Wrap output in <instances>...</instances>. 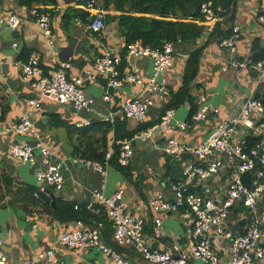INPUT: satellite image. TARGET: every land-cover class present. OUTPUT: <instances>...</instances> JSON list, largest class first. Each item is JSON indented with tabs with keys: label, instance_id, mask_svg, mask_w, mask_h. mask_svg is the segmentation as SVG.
Masks as SVG:
<instances>
[{
	"label": "crops",
	"instance_id": "1",
	"mask_svg": "<svg viewBox=\"0 0 264 264\" xmlns=\"http://www.w3.org/2000/svg\"><path fill=\"white\" fill-rule=\"evenodd\" d=\"M99 5L102 7L101 0ZM263 6L264 0H237L233 14L229 12L216 21L215 32H203L197 41L172 42L174 61L162 75L167 81L169 92L181 85L189 53L201 46L198 73L190 89L192 102L196 106L195 111L203 103L219 108V112L211 113L206 119L198 121H193L190 116L192 104L188 99L173 108L176 121L188 122L186 128H177L174 132L182 143L193 145L203 140L219 122L236 114L247 96L255 97L258 94L260 99H264V75L248 68L222 71L221 66L227 61L229 52L220 44V38L237 25L240 29L237 41L239 56L263 59L264 25L257 20V12ZM75 7L85 9L81 4L72 5L60 0L57 7L49 12L51 33L45 34L31 10L20 5L17 0H2L0 5V239L7 256L5 264H20L22 259L37 257L41 250L47 248L54 250L57 264H113L110 257L100 249L68 247L58 242V235L63 229L71 228L74 220L61 219L53 213L59 201H70L77 207H84L92 212L87 222L98 226L102 240L114 247L117 245L112 239L113 226L106 212L92 211L87 206L92 199V191L99 189L108 194L122 189L130 210L144 217V230L149 233L152 223L147 208L148 199L159 192L171 197L170 183L182 180L184 162L190 159L197 161L188 152L178 159L163 151L164 139L156 125L160 113L166 108L169 95L157 97L148 109L145 120L155 122L154 134L147 140L138 138L130 164L122 166L112 163L107 172L103 173L74 160L80 156L94 159L93 155L103 149L105 126L102 125L105 122L114 124L117 119H124L127 129H133L139 123L123 115L121 102L137 94L142 86L130 82L109 89L105 77L100 76L84 87L85 93L95 99L90 111L75 112L71 104L49 98H42L40 106L35 109L33 120L44 143L52 151L53 158L62 161L64 182L60 189L43 184L44 189L48 188L53 193V198L49 201L34 194L39 191L40 186L35 175L36 168L42 164L39 150L35 149L33 161H23L12 155L11 147L17 140H28L34 144L35 139L5 130L6 126L18 120L20 107L28 105L36 96V92L22 79V70L16 60L37 55L44 75L52 74L60 61H70L68 71L82 74L91 67L95 56L112 51L121 58L122 72L137 66L146 78L152 69V57H132L124 51V36L121 35L116 20L106 22L103 30L94 32L88 27L87 19L72 16L71 12ZM104 11L105 15L107 12L115 13L113 9ZM11 13L22 16V22L16 30L6 26L5 19ZM14 41L17 42V47L13 46ZM105 93L112 95L113 102L103 99ZM85 119H89L91 123L76 126L78 120ZM249 133L251 132L246 127L240 126L237 129L239 138ZM135 138L134 136L133 139ZM105 139L113 141L114 130L108 132ZM122 140L117 141L121 143ZM231 177V167L226 164L212 182L217 198L223 197V188ZM204 183L206 182L200 178H195L189 189L200 191ZM241 220H244L243 225H240ZM247 221V213L239 211L235 216L230 215L225 226L230 229L244 227ZM162 230L164 237L161 241L170 243L177 240L182 246L186 245L191 233L190 227L176 214L162 216ZM217 244L220 254L226 257L228 242L222 240ZM154 246H158V243H154ZM117 248L135 261H143L142 254L131 247ZM192 262L205 264L199 259H192Z\"/></svg>",
	"mask_w": 264,
	"mask_h": 264
},
{
	"label": "built area",
	"instance_id": "2",
	"mask_svg": "<svg viewBox=\"0 0 264 264\" xmlns=\"http://www.w3.org/2000/svg\"><path fill=\"white\" fill-rule=\"evenodd\" d=\"M2 0H0L1 5ZM83 8L89 11L88 27L91 31H101L105 27V11L99 5V0H76ZM204 19L203 32L214 31L215 23L221 19L220 7L214 8L208 2L200 7ZM38 26L45 34H50V15L31 9ZM257 20L264 25V6L257 12ZM2 21V18H0ZM6 26L16 30L22 22V16L11 13L5 19ZM240 29L233 26L230 33L220 38V44L229 52L227 61L221 66L222 71L230 68H248L264 75V58L255 59L251 56L240 57L237 53V41ZM51 42V39H49ZM17 42L13 46L17 47ZM126 52L129 56L152 57V69L145 78L140 68L133 66L122 72L121 58L118 54L107 51L105 54L94 57L92 65L82 74L69 72L70 61H60L58 68L49 75L42 74L39 58L32 55L27 59L16 60L22 70V79L36 92V96L28 105L20 107L18 120L5 127L7 132L24 134L35 139L32 144L28 140H17L11 147L14 157L23 161H33L35 149L39 150L41 166L36 168L35 175L39 183V190L43 184L60 189L64 182L61 171L62 161L53 158L50 148L44 143L40 131L33 120L35 109L41 104L42 98H49L57 102L71 104L75 112L90 111L94 104V97L84 91L86 84L93 83L98 77L104 76L108 86L117 88L124 83L140 84L141 90L125 98L121 102V110L126 118L141 122L145 120L148 109L155 103L157 97L169 95V89L163 73L168 70L174 61V46L166 41L161 47H150L139 40L128 43ZM103 99L113 102L109 93ZM219 112V108L203 103L192 114V120H204L211 113ZM1 113V108H0ZM89 119L78 120L76 126L89 125ZM159 127L164 139L163 151L165 154L178 159L186 152L191 153L197 161L187 160L182 168V180L170 183L171 197L157 193L147 201L152 227L146 233L145 220L140 214L130 210L125 201L123 190L116 189L111 193H104L99 189L92 191V199L87 206L92 211L104 208L111 220L113 231L112 239L117 246H129L143 256V261H135L122 251L106 245L101 237L98 226L89 224L84 219H74L71 228H65L58 235V242L68 247H95L107 254L113 264H192L190 260L199 259L205 264H262L264 261V142L255 146L247 143L248 135L264 133V102L254 96H247L236 114L229 115L219 122L209 134L200 142L187 145L182 143L174 132L177 128H186L187 121L175 120L174 109L166 108L159 116ZM135 135L142 140L150 139L155 127ZM243 126L250 130L247 136H237L238 127ZM134 138V137H133ZM123 139L117 154L114 148L106 150L102 161L76 157L74 160L90 165L96 170L106 173L115 158L118 165L126 166L133 160L135 147L132 139ZM262 151L259 156L258 152ZM229 165L232 177L223 188V197L217 198L212 188V182L224 165ZM249 171L252 173L250 186L240 180V175ZM200 178L204 183L200 191L189 189L190 183ZM35 195L38 192H34ZM243 202L247 208L248 221L244 227H236L234 231L225 226L233 209ZM77 207V205H75ZM176 214L188 227L191 233L185 246L177 240L165 243L162 230V216ZM228 242L226 257L220 254L218 242ZM158 243V246H154ZM0 239V264H5L7 256L2 248ZM58 260L52 248L41 250L37 257L22 259L20 264H57Z\"/></svg>",
	"mask_w": 264,
	"mask_h": 264
},
{
	"label": "trees",
	"instance_id": "3",
	"mask_svg": "<svg viewBox=\"0 0 264 264\" xmlns=\"http://www.w3.org/2000/svg\"><path fill=\"white\" fill-rule=\"evenodd\" d=\"M59 1L17 0L20 5H24L30 10L35 8L39 12L47 13L53 11ZM63 1L72 5L80 4L76 0ZM203 2H208L214 8L220 7L219 14L221 16L229 12L232 15L237 6V0H101V5L104 9L115 11V13H106L105 23L116 20L118 29L121 35L124 36L123 48L126 51L128 43L136 40L154 48L161 47L166 41L173 43L188 40L197 41L202 36L204 28V16L200 11ZM71 14L73 17H81L87 19L88 23L90 22V14L86 9L75 7ZM215 30H217V25L214 32ZM201 52L202 47L198 46L189 53L183 71L182 83L176 90H170L166 108H175L188 99L192 104L190 112L192 117L196 106L193 105L190 89L191 83L198 73ZM255 97L260 99L258 94ZM260 100L264 102L263 98ZM125 124L124 119H117L114 124L105 122L102 125L105 126L103 130V149L93 155L94 159L85 156L80 157L102 161L106 150L110 147L114 148L117 154L120 146L117 140L133 138L135 135L153 127L155 122L143 120L133 129H127ZM111 130H114V140L108 142L105 138ZM259 142H264V133L257 136L254 134L247 136V143L250 147ZM112 163L117 164L115 158L112 159ZM74 205L70 201H59L53 213L61 219H86V221L93 214L84 207H74ZM101 211L105 212L104 208H101ZM239 211L247 213V208L243 202L238 203L233 209L232 215L235 216ZM114 248L118 249L117 246H114Z\"/></svg>",
	"mask_w": 264,
	"mask_h": 264
},
{
	"label": "water",
	"instance_id": "4",
	"mask_svg": "<svg viewBox=\"0 0 264 264\" xmlns=\"http://www.w3.org/2000/svg\"><path fill=\"white\" fill-rule=\"evenodd\" d=\"M108 88L110 89V88H112V87H110V86H108ZM138 141V137H136L135 139H133L132 140V144L133 145H135L136 144V142ZM262 154V151L260 150L259 152H258V155L260 156ZM251 177H252V173L251 172H249V171H245V172H243L241 175H240V180L242 181V183L244 184V185H246V186H250V183H251ZM38 195L41 197V198H43V199H45V200H47V201H49L51 198H53V193L51 192V190L50 189H44V190H39L38 191ZM51 202H53V200H51ZM244 224V220H241L240 221V225H243ZM232 231H234V229L232 230ZM104 242V241H103ZM106 245H108L106 242H104ZM191 261V263L193 264V262H192V260H190Z\"/></svg>",
	"mask_w": 264,
	"mask_h": 264
}]
</instances>
